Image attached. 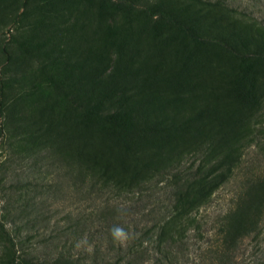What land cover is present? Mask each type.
<instances>
[{
  "label": "rangeland",
  "instance_id": "obj_1",
  "mask_svg": "<svg viewBox=\"0 0 264 264\" xmlns=\"http://www.w3.org/2000/svg\"><path fill=\"white\" fill-rule=\"evenodd\" d=\"M123 1L131 12L113 14L109 0H0V179L8 191L0 198L17 247L36 261L63 250L74 256L98 250L116 259L127 255L116 248H132L150 263L160 255L151 229L167 203L165 191L88 193L46 167L44 143L59 130H78L84 112L75 93L79 82L124 84L109 95L117 99L130 89L129 98L150 99L158 115L178 122L193 109L194 95L195 104L203 103L206 77L227 60L220 49L194 44L157 16H144L142 9L157 0ZM223 1L264 18V0ZM175 4L203 20L228 15L190 1ZM246 161L264 173L254 149ZM235 187H222L195 214L175 264H203L204 247L214 240ZM116 227L125 236L114 238Z\"/></svg>",
  "mask_w": 264,
  "mask_h": 264
},
{
  "label": "trees",
  "instance_id": "obj_2",
  "mask_svg": "<svg viewBox=\"0 0 264 264\" xmlns=\"http://www.w3.org/2000/svg\"><path fill=\"white\" fill-rule=\"evenodd\" d=\"M169 1L173 5H167ZM180 1L228 15L203 20L179 8L175 3ZM109 2L113 14L133 10L123 0ZM151 4L142 9L144 16H157L194 44L216 47L227 56L220 72L207 76L201 86L203 103L195 104L194 95L186 117L168 122L152 110L150 99L129 98L130 89L117 99L109 95L124 84L80 81L75 93L84 112L77 132L59 130L42 150L47 169L60 170L80 191H165L167 203L162 202L157 226L151 229L159 257L150 263L136 255L138 250L116 248L127 255L113 259L94 250L74 256L63 250L48 261H36L17 247L0 198L4 264H175L195 214L232 182L234 193L214 240L204 247L203 264H264V173L246 161L251 149L264 159V18L256 9L249 12L223 0ZM2 106L0 99V111ZM2 183L0 179V196L7 191Z\"/></svg>",
  "mask_w": 264,
  "mask_h": 264
},
{
  "label": "clouds",
  "instance_id": "obj_3",
  "mask_svg": "<svg viewBox=\"0 0 264 264\" xmlns=\"http://www.w3.org/2000/svg\"><path fill=\"white\" fill-rule=\"evenodd\" d=\"M113 236L114 238H121L123 236H125L124 230L122 228L116 227L113 229Z\"/></svg>",
  "mask_w": 264,
  "mask_h": 264
}]
</instances>
